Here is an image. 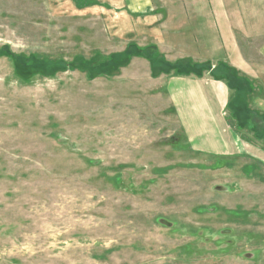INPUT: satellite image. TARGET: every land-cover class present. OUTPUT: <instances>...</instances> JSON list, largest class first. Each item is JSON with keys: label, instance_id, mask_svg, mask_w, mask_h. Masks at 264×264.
Wrapping results in <instances>:
<instances>
[{"label": "rangeland", "instance_id": "374dc122", "mask_svg": "<svg viewBox=\"0 0 264 264\" xmlns=\"http://www.w3.org/2000/svg\"><path fill=\"white\" fill-rule=\"evenodd\" d=\"M63 4L0 0V49L25 59L20 77L0 55V264H264V142L192 152L144 58L51 75L43 61L126 49Z\"/></svg>", "mask_w": 264, "mask_h": 264}, {"label": "crops", "instance_id": "0c3cea01", "mask_svg": "<svg viewBox=\"0 0 264 264\" xmlns=\"http://www.w3.org/2000/svg\"><path fill=\"white\" fill-rule=\"evenodd\" d=\"M54 1L64 4L54 5L53 15L95 18L124 47L153 46L168 63L229 67L240 77L247 107L264 117V0H192L190 6L178 0L176 13L172 1L159 7L154 0ZM232 94L209 73L168 76L167 99L192 152L231 157L249 148L241 140L249 133L240 137L231 123Z\"/></svg>", "mask_w": 264, "mask_h": 264}, {"label": "trees", "instance_id": "16d2710c", "mask_svg": "<svg viewBox=\"0 0 264 264\" xmlns=\"http://www.w3.org/2000/svg\"><path fill=\"white\" fill-rule=\"evenodd\" d=\"M0 55H5L12 61L15 74L17 76L20 75L21 77V74H23L24 71H22L20 67L24 65L25 59L21 56L13 55L6 51L4 52V50L1 49ZM131 57L144 58L149 61L152 72H156L159 69L162 74L168 76L172 75L180 77L192 75L200 78L204 73H209L213 80L225 83L233 93L232 98L228 102L227 110L232 121L235 123V129L237 131L245 130L246 132L253 134L255 140H264V117L251 111L247 107V104L243 101L241 96V93L243 95H245V93L240 90L242 87L240 77L229 67L220 65L211 69L210 64L208 63L195 64L187 59L180 60L175 63H168L159 54L155 47L147 46L139 48L134 45H128L124 52L113 54L106 58H102L96 54L89 60L76 57L71 62L57 60L51 63L48 61H43L42 63H49L50 67L48 69L51 70V75L66 70H76L84 73L87 78L91 79L117 73L120 68L124 67L128 63L127 61ZM26 61L28 62L27 69H32L36 72H40L45 69L44 66L35 65L36 60ZM155 63H158V66Z\"/></svg>", "mask_w": 264, "mask_h": 264}, {"label": "water", "instance_id": "95a60500", "mask_svg": "<svg viewBox=\"0 0 264 264\" xmlns=\"http://www.w3.org/2000/svg\"><path fill=\"white\" fill-rule=\"evenodd\" d=\"M247 256H246V258H249V259H253V257H254V254H246Z\"/></svg>", "mask_w": 264, "mask_h": 264}]
</instances>
